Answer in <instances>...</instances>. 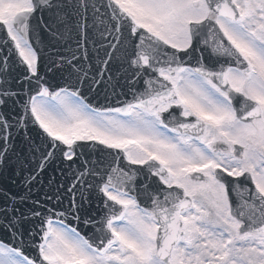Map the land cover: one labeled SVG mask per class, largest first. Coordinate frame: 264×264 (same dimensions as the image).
<instances>
[{"label":"snow or ice","instance_id":"obj_1","mask_svg":"<svg viewBox=\"0 0 264 264\" xmlns=\"http://www.w3.org/2000/svg\"><path fill=\"white\" fill-rule=\"evenodd\" d=\"M9 168L0 264H264V0H0Z\"/></svg>","mask_w":264,"mask_h":264},{"label":"water","instance_id":"obj_2","mask_svg":"<svg viewBox=\"0 0 264 264\" xmlns=\"http://www.w3.org/2000/svg\"><path fill=\"white\" fill-rule=\"evenodd\" d=\"M46 178V177H45ZM16 179V183H12V180ZM0 188H3L7 191L13 192V193H21L23 192V188L20 184V179L14 177L12 169L9 168L6 172L3 174H0Z\"/></svg>","mask_w":264,"mask_h":264}]
</instances>
